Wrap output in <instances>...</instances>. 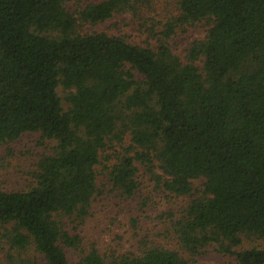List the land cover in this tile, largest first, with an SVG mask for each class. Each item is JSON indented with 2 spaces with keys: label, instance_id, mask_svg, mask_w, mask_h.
I'll use <instances>...</instances> for the list:
<instances>
[{
  "label": "trees",
  "instance_id": "1",
  "mask_svg": "<svg viewBox=\"0 0 264 264\" xmlns=\"http://www.w3.org/2000/svg\"><path fill=\"white\" fill-rule=\"evenodd\" d=\"M138 1L0 0V145L39 134L45 151L25 189L0 188V264H196L210 249L264 264V0H174L167 40L210 22L185 61L167 41L81 31L142 14ZM140 164L190 198L179 216L125 251L82 236L100 168L128 201Z\"/></svg>",
  "mask_w": 264,
  "mask_h": 264
},
{
  "label": "rangeland",
  "instance_id": "2",
  "mask_svg": "<svg viewBox=\"0 0 264 264\" xmlns=\"http://www.w3.org/2000/svg\"><path fill=\"white\" fill-rule=\"evenodd\" d=\"M73 1L74 12L77 10ZM80 7L84 3L79 4ZM143 8L142 14L129 13L112 17L100 26H84L83 33L103 31L109 35L123 36L133 45L158 46L160 41H167L175 55L186 60L188 51L195 41L203 40L209 28V21H203L193 26H176L174 33L167 40L165 31L169 23L173 22L179 14L177 3L174 0H142L136 6ZM64 99L63 91H60ZM41 141L39 134H27L15 143L0 145V188L6 190L25 189L33 180L30 172L35 171L38 155L43 154L44 147L38 146ZM50 146L49 143H46ZM54 144L52 143V146ZM138 174L140 188L131 200H122L111 194L108 186V172L100 168L99 183L104 186V196L95 203L93 212L86 224L81 227L82 236L101 237L105 244L114 248L119 246L120 251L132 248L137 242V228L141 235L151 239L158 236L164 225L158 217L164 212L172 210L177 216L188 201L189 197H176L160 191L158 184L152 180L145 168L140 164ZM161 173L160 170H157ZM197 185H201L199 182ZM103 188V187H102ZM144 199L147 205H141ZM141 205V206H140ZM168 245L175 246L172 239L166 240ZM256 243L245 242L243 248H249ZM232 258L218 255L214 250L196 264H231Z\"/></svg>",
  "mask_w": 264,
  "mask_h": 264
}]
</instances>
